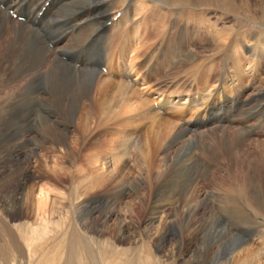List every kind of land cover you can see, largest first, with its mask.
Instances as JSON below:
<instances>
[{"label":"rangeland","instance_id":"374dc122","mask_svg":"<svg viewBox=\"0 0 264 264\" xmlns=\"http://www.w3.org/2000/svg\"><path fill=\"white\" fill-rule=\"evenodd\" d=\"M245 2L250 3L249 11L230 12L231 6L239 7ZM263 2L74 0L68 3L63 9L68 24L61 26L62 38L48 44L52 56L40 68L41 77L33 81L27 74H18L16 78L0 80V121L4 117L14 119L11 114L21 96L36 92L34 96L41 99L33 111L34 124L23 129V135L0 140V222L9 226L23 254L11 264H37L29 256L31 245L48 243L57 251L63 241L65 246L57 264H65L72 243L81 264H251L254 257L242 250L257 248L256 251L264 253V190L257 186L250 192L255 198L252 203L236 202L233 189L208 185L216 165L202 151L203 144L215 147L210 136L224 133L230 138L234 130L246 132L247 144H264ZM14 7L8 12L9 18L23 23L20 20L24 18L13 16L14 10L17 11ZM120 11L118 19L105 26ZM74 16H78L77 28L69 22ZM146 17L154 20L155 26L143 24ZM5 26L0 30V38ZM236 56L242 61L241 74L232 68ZM56 58L79 71L97 70L113 81H119L117 75L124 67L125 72H132L127 82L134 86L142 83L141 96L154 101L161 94L174 92L185 98L199 79L192 69L204 61V68L214 67L208 88H217L216 93L223 94L222 98H216L214 104L218 109L210 116L216 124L202 122L190 127L187 122L193 118L191 113L182 119L164 111L160 115L176 124V128L171 139L161 141L149 161L145 153L142 158L138 149L151 143L154 122L142 121L137 129L129 127L122 132L137 137L138 148L131 143L122 169L105 179L102 188L92 184L90 188H80L77 165L84 162L88 153L105 149V134L114 131L115 123L97 121L99 113L95 106L100 104L101 96L96 82L90 78L66 85L70 96L82 99L74 115H69L67 97L56 100L52 89ZM110 63L116 70H111V74L107 73ZM219 108L223 111L219 112ZM88 110L91 112L87 116ZM233 117L237 118L232 121ZM87 118L92 122L84 131L82 120ZM15 126V122L4 126L3 133L18 134ZM191 137L195 139L192 145ZM183 151L187 156L182 157V162L179 159ZM193 158L198 161L197 170L194 173L181 170ZM117 161L120 163V159ZM39 202L45 204L43 212L37 209ZM229 241L237 243V247H229Z\"/></svg>","mask_w":264,"mask_h":264},{"label":"bare ground","instance_id":"6f19581e","mask_svg":"<svg viewBox=\"0 0 264 264\" xmlns=\"http://www.w3.org/2000/svg\"><path fill=\"white\" fill-rule=\"evenodd\" d=\"M72 1L74 0H0V30L3 24L6 25L3 36L0 38V80L13 79L16 78L18 74H27L32 80L37 76L39 78L41 77L40 68L45 64L47 59L49 60L48 57L52 56L48 44L54 39L62 38L64 30L61 26L68 24L66 17L63 16V9ZM47 4L49 5L47 6ZM13 6L16 7H14V9L17 10L15 11L17 17L20 16L24 18V21L20 20V22L23 23L15 22L9 18L8 11L12 9ZM249 6V2H245L239 7L233 5L230 7V12L236 14L240 9L249 11ZM2 9H5V11L3 12ZM262 10V21L264 22V7ZM77 20L78 16H74L69 20L70 23L73 22L74 28H77L78 26L76 23ZM119 23V25L122 24L121 22ZM143 24H154L155 26V21L147 19L146 17L144 18ZM125 41L126 40H124V42ZM117 43H120V41ZM128 49L129 48H127V52ZM62 54L63 53H61V55ZM235 58L234 61H236V63H232V68L241 74L243 67L241 63L242 61L239 56H236ZM54 62L56 70L52 89L55 92L56 100H61L63 96L67 97L69 115H74L76 106L82 99L79 96H70L71 91L66 85H70V83L72 81L74 82L76 79L86 80L87 78H90L91 81L96 82L98 94L101 96L98 101L100 104L96 103L95 106L97 109L96 112L99 113V115L97 114L99 117L97 121H100V124L104 120H106L104 124L109 123V121L115 123L113 125L114 131H107V135L105 134L107 138L105 137L106 139H104V143L102 142L103 144H106V146H103L105 149L100 148L96 149V152H93V154L88 153L84 157V162L77 165L79 175V184L77 183V186L80 188H90L92 185L94 187L102 188L104 183H106L105 179L108 177L112 178L117 171L122 169L124 166L122 164H125V161L128 160L127 155L131 143H136V139H138L137 137L135 139L126 135L124 133L125 131L122 132L123 130L128 129L129 127H135L137 129V126L139 127L143 123L142 121L154 122L151 128V133L153 134V136H151V143L149 145L148 143H145L141 149H138V153L141 156L145 153V158L149 161L152 158V155L155 156L157 149L161 145V141L169 139L171 133L176 128V124L173 125L169 120L160 115L161 110H164L165 112L170 111L168 114L182 117V119H184L187 114L191 113L193 118L187 122L190 127L199 125L202 122H214L215 120L213 121V118H210L212 111L216 108L214 103L217 97L222 98L223 95L221 92L216 93L217 88L212 90L208 88L210 72L213 71L214 67L209 66V68H204V61H202L201 64L199 63L196 68L192 69V72L196 73L199 76V79L197 82L195 80L197 84L194 85V88H191L190 93L187 94L185 98L180 92L176 94L174 92L171 95L161 94L160 98H157L158 100L155 101L154 99H144L141 96L144 89L141 87L143 86L142 83L137 84L138 80L136 86L127 82L131 71L125 72L124 67H121L122 69L117 67V69H121V72L119 70L120 73L117 75L120 79L119 81H113L97 70H87L85 68V70L79 71L78 69L71 67L69 64H66L61 58H56ZM94 63L95 62L93 61V64ZM110 64V71L107 72L109 74H111V70L116 72L115 68ZM114 74L116 75V73ZM240 78H242V76H240ZM8 89L11 90L10 88ZM35 93L36 92H31V95L29 94L20 97V100L16 102V110L11 114V116L14 115V119L10 121L8 119L9 117H4L0 121V128L2 129L0 132V140H11V138H14L15 136L23 135L21 131L34 124L36 119L33 111H35V108H37L41 102V99L39 100L37 96H34ZM220 110H222V108H219V112ZM90 112L91 110H88L86 115L88 116ZM240 116L241 115L238 117ZM89 118L82 120L84 131L86 129L88 130L91 126L90 124L92 121L90 122ZM234 118L237 117H233L231 120H235ZM239 120L240 119L235 122ZM14 122L16 123L15 128L18 129V134L12 136L11 133H3V127H9L11 124H14ZM214 124L216 123L214 122ZM106 126L104 125L103 127L105 128ZM160 130H162L163 133ZM61 133V130H59V134ZM233 133V136L230 138L224 133L221 135L210 136L211 142L212 144H215V147H213V145L208 147L206 144H203L202 151L204 150L208 157L210 156L209 160L212 161L211 163L214 164L215 162L216 165L215 171L211 174L213 179L209 180L207 183L212 186L216 185L215 187L218 186V188L219 186H222L233 189L237 194L236 202L247 201L248 203H252L255 201V198L250 195V192H253L254 188L257 186L264 190V144L258 146H253L252 143L247 144L246 132L234 130ZM190 141L191 142L188 143L192 145L193 141H195L194 137H191ZM136 144V148H138V143ZM100 147H102V145ZM184 151L181 153L179 159L182 162L184 161L182 157H185L186 155ZM19 154H21V152ZM142 158L144 157L142 156ZM117 159H120V163ZM189 162H191V164L183 166L181 170L187 171L189 169L188 172L194 173L198 168V161L193 158L192 160L189 159ZM205 171H208L207 167H205ZM193 176L194 175H191V182H194ZM230 192L233 191L230 190ZM44 205L43 202H39L37 209H39L40 212H43L45 210L43 209L45 207ZM229 243V247H237V243H231L230 241L228 244ZM64 246V241L62 243L60 242L57 246V251H54L49 247L48 243L35 246L31 245L29 256L31 258L34 257L37 264H57L60 260V250L63 249ZM256 249L257 248L249 249L247 247L242 250L245 255L254 257V261L251 260V264H258V262L263 261L264 253L256 251ZM75 250L76 246L72 243L69 246V255L65 264H81ZM52 251L55 254L53 253L52 255ZM22 255V246L20 242L14 238L9 226L2 225L0 222V264H11L14 259H19ZM259 264H264V262Z\"/></svg>","mask_w":264,"mask_h":264}]
</instances>
